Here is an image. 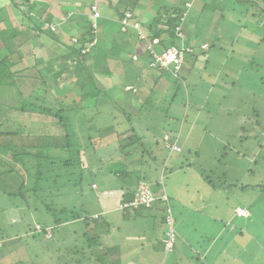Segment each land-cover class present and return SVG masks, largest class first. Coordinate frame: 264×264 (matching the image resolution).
I'll list each match as a JSON object with an SVG mask.
<instances>
[{"label":"rangeland","instance_id":"rangeland-1","mask_svg":"<svg viewBox=\"0 0 264 264\" xmlns=\"http://www.w3.org/2000/svg\"><path fill=\"white\" fill-rule=\"evenodd\" d=\"M42 1L46 0H37ZM116 1L113 0L114 3ZM175 1L177 0H163V5H171ZM159 3V0H138L140 6L135 14L139 17L144 10H149V6ZM192 5L198 7L200 18L189 22L185 37L190 38L195 56L188 60L185 58L183 66H188L183 68L181 82L167 72L160 74L158 70H153V75L160 80L157 85H153L152 94L148 95L144 83L134 89L132 80L141 79L138 70L143 55L132 56L133 62H129L131 56L121 55L120 58L113 51L108 60L98 62V67L89 69V66H93L92 53L85 61L95 86L101 89L97 97L82 99L80 94H84L85 90L77 92L79 86L75 87L76 78H70L64 84L58 95L64 109L75 110L73 117L76 131L82 140V147L86 149L89 170H84L79 182L76 175H71L72 186L67 185L69 183L64 185V177L59 182L64 187L55 195L46 193L43 196L45 203L42 199L36 201L32 198L24 204L20 198L13 199L4 195L14 191V186L0 187V242H10L7 247L14 252L11 260L23 256L29 261L37 259L38 264H46L49 257L53 256L56 262L55 256H64L63 262L68 258L69 264H76L70 258H80L74 253H69L68 256L65 253L74 246L81 248L86 244L87 240H84L82 233L87 232V229L80 221L65 229L55 225L49 227L53 224V216L46 211V205L75 207V210L81 209L80 213L86 217L104 213L100 217V231L106 233L109 230L107 238L108 244L111 240L110 245L128 241L124 250H131L132 245L137 246L143 240L140 235L145 234L144 241L147 242L143 250L131 257V260L139 263L142 260L137 259L142 258L150 264H176L180 260L179 253L191 258L194 253L188 247L195 246V241L201 245L192 248L193 252H202L205 240L221 233L224 225V231L233 230L229 224L231 216L228 214L232 212L233 217L236 215V206H245L251 212L250 219L246 220V237L257 241L250 242L247 251L257 260L258 254L264 250V190L254 188L244 191L241 187H264V0H260L258 4L245 0H194ZM40 9L43 8L37 3L33 13L29 7L26 11L35 18ZM9 11L7 17H14L13 24L16 25L20 17L13 14L12 8ZM40 13L41 11L38 12ZM151 14L152 11L149 10L148 15L143 16L146 18L144 20H150ZM65 20L66 16L59 14L54 18L55 23ZM138 25L132 23L129 28L137 30ZM24 29L23 27L22 30ZM29 39L30 35L26 37L24 33L19 40L24 43ZM34 41L38 43L36 39ZM29 44L19 48L21 54L24 56L32 51L38 55L34 42H31L33 49ZM55 47L53 44L45 50L52 54L56 51ZM139 47L138 51L144 53L145 45L139 44ZM207 48V51L201 52V49ZM4 49L0 48V58L8 55ZM59 51L56 53L59 54ZM84 51L88 52L89 49ZM31 55L28 57L30 60ZM10 57H13L14 62L18 61L16 52ZM122 59L126 61L122 62ZM103 69L113 73L106 74L105 77L111 80L117 91L114 89L109 93L104 87L105 82L100 80L102 76L99 74ZM80 74L86 78L88 76L85 69ZM63 76L68 78L67 73ZM86 78L82 77L83 80L77 81L83 83L85 89L88 88ZM148 79L149 86L152 79ZM119 83H125L120 88L121 91L118 90ZM141 106L144 107L141 113L137 112ZM132 114L135 134L142 139L146 149L142 150L134 145L130 156L121 155L116 147H126L129 142L131 132L128 130L126 116L132 117ZM48 121L49 118L38 122L32 120L29 113L16 112L2 122L1 128H8L9 123H12L15 129L20 126L21 132L33 133L26 141H33L32 137L36 134L59 135L60 129H49ZM242 127L243 131L240 129ZM164 133L174 134L176 137L170 140V136ZM22 137L26 138L25 135ZM153 138L160 148L155 150V146H152L150 149L157 157L155 162L151 160L152 155L143 153L149 149ZM90 141L93 147L89 146ZM175 145L179 151L172 150ZM55 152L61 155L59 150ZM141 154L144 156L143 163L138 161ZM123 157L124 164L120 162ZM118 170L123 171L126 177H115L112 172ZM134 178L146 180L155 196L165 194L169 197L173 227L178 233L177 251L174 253L163 250L169 253L165 254L156 242H150L152 238L160 236L164 228L161 224L165 213L163 204L156 202L152 208L140 212L128 210L131 218L123 220V211L118 208L121 187L128 186ZM208 180L219 189H211L206 184ZM234 183L239 187L235 188ZM36 224L50 230L45 238L51 233L53 238L46 241L43 235L40 238L32 236L36 233ZM105 224L107 227H103ZM30 228L33 234H30ZM35 229L39 230L38 227ZM129 232L132 234L124 238ZM94 238L98 242V233ZM232 240L231 236L229 244L234 246ZM36 242L41 245H35ZM57 247L61 254L55 253ZM3 251L0 252V259L9 255L6 249ZM91 251L86 247L83 253L91 258ZM127 255V252L124 253L125 260ZM200 257L199 264H210L209 258L204 259L203 254ZM106 260L108 257L105 259L103 255L101 264H108ZM82 264L97 263L91 258L89 263L84 260Z\"/></svg>","mask_w":264,"mask_h":264},{"label":"trees","instance_id":"trees-1","mask_svg":"<svg viewBox=\"0 0 264 264\" xmlns=\"http://www.w3.org/2000/svg\"><path fill=\"white\" fill-rule=\"evenodd\" d=\"M151 1L153 2L155 0ZM159 1V4H152L149 6V10L152 11V14L149 15V17H151L150 23H146L148 20L145 21L144 19L146 18H143V16H147L149 10L147 12L144 10L143 15L139 17L135 14V11L140 6L138 0H117L115 3L113 0H46L42 2H37V0H6V6L18 10L23 15L20 16L21 19L19 23L16 25L13 24L14 26H12L9 23V17H7L9 14L7 15L5 7L0 8V18L2 21L0 25V48H5L4 50H6L8 54L6 57L0 58V187L3 186L5 188L7 185L14 186V191L7 195L4 193L5 196L13 199L20 198L24 204L32 200V198L36 201L42 199L43 203H45L43 196H45L46 193L55 195L57 191L61 190L67 183H69L67 185L72 186L70 184L72 181L70 179L71 175H76L78 178L77 182H79L84 170H89V163L86 160V149L82 147V140L76 131V122L73 117L75 110L64 109L61 97L58 95L59 92H62V88L64 84L68 82V79L76 78L75 87L77 85L79 86L77 90L78 93L80 91L82 93L85 90L84 94H80L82 99L92 98V96L97 97L101 89L99 87L97 89L95 86L96 84L90 76L89 69L95 66L98 67L99 61L108 60L111 53L114 51L117 52L114 54L120 58H122L121 55L131 56L129 62H133L132 56L143 55V61L138 70V75L141 79L139 78L137 81V78L132 80L134 81V89L139 88L140 83H144L147 88L146 92L150 95L153 92V85L155 86L159 83L158 80L160 79L155 78L157 81L151 80L148 86V78H153L150 74L148 76L145 71L150 73V71L158 70L160 74L167 72L173 78L177 79V81H182L184 66L181 67L177 74H174L170 69L166 71L154 63V56L146 47L148 44L152 43L154 39H157L158 44L155 45L154 48L158 53L169 47H176L178 49H185L184 56L186 60L195 56V48L191 46L189 42L190 38L187 36L185 37L188 32L187 25L193 20L190 14L195 8V6L192 5L194 0H177L171 5H163V0ZM240 1L244 2V0ZM245 1L252 4H258L260 2V0ZM37 3H39L43 9L38 11H41L40 14L37 12V17L35 16V18H32L31 16L34 15L29 12L27 13L26 10L27 7H29L33 13ZM93 8L95 10H93ZM107 12L109 13L108 15ZM95 13L98 14V17L94 16ZM58 14L60 16H66V20L55 23L54 18L57 17ZM132 23L139 24L137 30L133 27L129 28ZM45 25L46 27L44 28ZM23 27L25 28L24 30H22ZM177 29L182 33L181 37L177 35ZM24 33L26 37L30 35V39L23 43V41L19 39ZM141 35L143 36L142 38ZM31 39L32 41H30ZM34 39H36L38 43H36ZM31 42H34L35 47L38 49V55L30 51L28 53L29 55L25 54L23 56L19 48L29 43V45L32 46ZM53 44L56 45V51H64H59V54L58 52L56 53V51L52 54L49 53V51L47 52L45 49L51 47ZM139 44L145 45L144 53L142 54L138 51L141 47H139ZM31 48L33 49V46ZM186 48L189 51H186ZM209 48H207L206 51ZM86 49H89V51L85 52L84 50ZM14 52H16L18 56V61L16 62H14L13 57L12 59L10 57ZM30 53H32V55ZM90 53L93 54V56L91 55L93 59L91 65L93 66H89V69H87L85 61L89 58ZM30 55L32 56V60L28 58ZM125 61V59H122V62ZM105 68H107V66H105ZM82 69H85L88 75L87 78L83 74L81 76L80 73L83 71ZM64 73L68 74V78L63 76ZM109 73L111 75L112 72L103 69L100 70L99 74L102 76L100 80L105 82L104 87L111 93L116 89V86L111 83V80L106 79L107 77L105 76L106 74L109 75ZM82 77L87 80V89H85L83 83L77 82L78 80H83ZM121 88H123V84ZM142 106L140 109H137V112L139 111L141 113L142 108H144ZM16 112L21 114L29 113L32 120L38 122L45 121L49 118L48 128L53 129V127H55L60 129L61 132H59V135L43 134L38 136L36 134V136L32 137L33 141H26L30 139L29 135L33 133L21 132L20 126H16L15 129V125L12 123H9V126H7L8 128H1L2 122ZM133 116V114L132 117L131 115L126 116V122L129 125L128 130L131 132L128 138V144L125 145L126 147H116L120 154L122 153L121 155L126 154L130 156V152L134 145H137V147L142 150L146 149L145 145L142 143V139L135 134L136 129H134L132 124L135 122ZM240 129L243 131L244 128L242 127ZM86 131L89 132L90 130L86 129ZM164 134L169 135L170 140L176 137L174 134ZM24 135L26 136L25 139L22 137ZM161 142L162 144L165 143L163 140ZM89 146L93 147L91 141ZM152 146H155V150L160 149L158 142H155V138H153L152 143L149 144V149L143 151V153L144 155L146 153L152 155L151 160L155 162L157 157L154 155L155 152L150 151ZM56 150H59L61 155L57 154L55 152ZM165 150L168 151V149ZM8 156L10 158L7 159ZM4 157H6V159ZM138 161L141 163L144 162L143 154H141ZM120 162L122 164L125 163L124 157L121 158ZM117 164H119V162H117ZM112 174L115 177L121 176V179L123 176L124 178L126 177L123 171L120 172L119 170L112 172ZM64 177H66V179ZM67 178H69V180H67ZM63 179H65V184H59ZM141 182L148 184L146 180L134 178L130 182L133 184L129 183L128 186L121 187L122 195L120 206L133 201L137 186ZM206 184L213 190L219 189L218 186H215L209 182V180L206 181ZM233 185H235V188L239 187L236 183ZM134 186L135 190L133 191ZM241 188L244 191L254 190V188L261 191L264 190L263 186H254L251 188L246 186ZM167 198L168 200L163 207L165 213L161 220L164 227L163 236L168 229L164 220L168 216L166 209H169V214L172 218L171 227L175 232L177 241L178 234L173 227L174 218L172 208L169 204V197L167 196ZM19 204L21 205L20 202ZM45 209L48 214L53 216L52 227L55 225L56 227L65 229L71 226L69 222L80 221L85 229H87V232L82 233L84 240H87L86 244L81 248H76L74 246L69 252L65 253L66 256H68L69 253H74L76 257H80L75 259L70 258L71 261H75L76 264H82L84 260L90 262L91 258H88L83 253L86 247L92 250V257H97L95 255L96 250L93 247V243H98L94 237L97 236V233L102 232L100 231V228H102L100 221L101 216L98 217L97 215L95 218L93 215L91 217L83 216L80 213L82 210H75V207H51L46 205ZM120 209L123 210V213L126 212L128 214V210L140 212L150 208L127 207ZM55 213L56 216L54 215ZM35 227H38L39 230L36 231ZM35 227L34 230L37 234H33L31 228L29 229L30 234H33L32 236L40 238V235H43L46 241H50L53 238L52 233L48 238H45L50 230L38 224H36ZM103 227H107V225L105 224ZM88 232H90L91 236ZM230 238H228V240H230ZM92 240L94 241L92 242ZM9 243L10 242L5 241H2V243L0 242V252H4L3 250L6 249L9 254L3 259H0V264H38L37 259L29 261V259L23 256L11 260L13 258L11 254H14V252L10 247H7ZM205 244L207 243L205 242ZM234 244L237 245V242ZM35 245L41 244L36 242ZM200 245L201 244L198 243V245L192 246V248H198ZM162 250H164L163 246ZM189 251L191 252V250ZM55 253L61 254L58 247ZM246 253L248 255L247 262L253 264L251 254L249 252ZM66 256L65 258H67ZM194 256L190 258L189 262L192 264H199L201 257ZM49 258L50 260H47L46 264H60L59 262H61V264H69L68 258L63 262L64 256H55L56 262H54L53 256Z\"/></svg>","mask_w":264,"mask_h":264},{"label":"crops","instance_id":"crops-1","mask_svg":"<svg viewBox=\"0 0 264 264\" xmlns=\"http://www.w3.org/2000/svg\"><path fill=\"white\" fill-rule=\"evenodd\" d=\"M5 4H6V0H0V8L5 7V11L8 14V12H10L9 8H11V7L10 6L8 7ZM17 11L18 10L12 8L13 14H15V15L20 17L22 14L20 12H19V14H16ZM198 13H199L198 12V7H195L191 11V14H190L191 18L193 20L197 21V19L200 18V14H198ZM8 20H9V23L12 26H14L13 25L14 17H13V19H10V17H9ZM18 21H20V20H18ZM146 23H150V20H148ZM16 24H18V23H16ZM204 44H206V42ZM202 51H206V50L201 49V52ZM192 62H193V60H192ZM186 66H188V65L187 64L184 65V68ZM192 66H193V63H192ZM145 73L150 74V76H152V78H153L152 80H154V81L156 80L155 79L156 77L153 75L152 71H150V73H148V72H145ZM112 74L113 73H111V75ZM121 84H123V83H121ZM121 84L119 83V89H118L119 91H121V89H120L121 88ZM124 85L125 84H123V87H124ZM134 190H135V186L133 188V191ZM237 207H242V208H244V209L249 211V209L246 208L245 206L238 205V206H236V208ZM118 208L120 209V203L118 205ZM120 210H122V209H120ZM231 213L229 212L228 216H231L229 224H230V227H232L233 230L232 231H229V230L224 231L225 228H226V225H224L223 230H222L221 233L214 234L212 236L213 238H210V239L206 240L207 244H205L202 252H198V251L197 252L196 251L193 252L192 248L188 247L189 250H191V253H194V255H196V256H200V254H203L204 259H208L209 258V263L210 264H249L250 262H247L248 261V255L246 253V252H248L247 251V247H248L250 242L257 243V241L255 239L250 238V237L248 239L246 237V231H247V229H246V227H247L246 220L250 219L251 212H250V217L246 218V219L238 217L235 214L232 217ZM96 215L97 214H94L93 217L95 218ZM102 215H104V213L98 215V217L99 216L102 217ZM122 216L124 217L123 220H127V219L130 220V218H131V216L128 215L126 212L122 213ZM237 220H239V222H237ZM241 220H243V223H240ZM73 223H75V222H69L70 225H72ZM161 224H162V221H161ZM49 227H52V226H49ZM144 232L147 234V236H149L147 231H144ZM103 233L104 232H99L98 233V244L97 245H93V247L94 246L95 247L98 246V247L95 248V250H96L95 251V255L97 257H92L91 256V258H93L97 264H101V261L103 259V255H104L105 259L108 257V260H106V262L108 264H139V263L140 264H150L148 261H145L146 259H142V258L137 259V260H142V262H139V263L138 262L134 263V261L131 260V257H134V255L136 253H140V251L143 250V248H144V246H145V244L147 242V241H144L146 236H145V234H142L143 231H141L142 235H140V237H143V240H140L139 244L137 246L132 245L133 248L131 250H124L125 245L127 243H129L128 241L123 242L124 241L123 240L119 244L110 245V242H111V240H110L109 244H108V239L109 238H107V237L109 236V230L106 231V233H104V234ZM163 233H164V228H162V233H161L160 236L154 237V238H152L150 240V242H156L161 247V249H162L161 238L163 237ZM131 234L132 233L129 232L128 236H126L124 238H128ZM231 236L233 238V240H232L233 242L232 243L234 244V243L237 242V245L234 244V246H232V245L229 244V242H231V241L228 240V238H230ZM194 241H195V239H194ZM198 243H199L198 241H195L194 244L198 245ZM184 244L186 245V243H184ZM176 245H177V241H176L174 250L169 252V253H174L175 251H177ZM231 246L233 248L232 250H231ZM97 248H98V250H97ZM259 251H260V249H259ZM126 252L128 253L127 260L124 259V253H126ZM256 252H258V250ZM169 253H165V254H169ZM179 255H180V260L178 262H176V264H192L191 262H189L190 258L186 257V254L179 253ZM253 257L254 256H252V258ZM263 260H264V250L261 253L258 254L257 260H255L253 258L252 261H254L253 264H262ZM87 263H89V262H87Z\"/></svg>","mask_w":264,"mask_h":264},{"label":"built area","instance_id":"built-area-1","mask_svg":"<svg viewBox=\"0 0 264 264\" xmlns=\"http://www.w3.org/2000/svg\"><path fill=\"white\" fill-rule=\"evenodd\" d=\"M93 10L95 9L93 8ZM94 16L98 17V14L95 13ZM176 32L179 37L182 36V33L178 29ZM157 44H158V40L154 39L153 42L148 44L146 47V49L148 51H151V53L153 54L154 60H155L154 63L166 71L170 69L172 70L174 74H177L184 64L185 49L169 47L168 49L158 53L155 51V48H154L155 45ZM186 51H189V50L186 48ZM172 150L179 151V148L175 145L174 147H172ZM167 200H168L167 195L162 194L161 196H155L153 193L152 187L146 184L145 182H141L137 186L136 195L133 201L131 203L121 205L120 208H123V209L127 207L151 208L155 205L156 202L163 204V206H165ZM166 211L168 212V216L165 218L164 221L167 224L168 229H167V232L164 234V237L162 238L161 243L165 251L171 252L173 251V248H174V244L176 241V235H175L173 228L171 227L172 218H171V215L169 214L170 210L166 209ZM235 212L238 217L247 218L250 216L249 211L243 208H237Z\"/></svg>","mask_w":264,"mask_h":264},{"label":"clouds","instance_id":"clouds-1","mask_svg":"<svg viewBox=\"0 0 264 264\" xmlns=\"http://www.w3.org/2000/svg\"><path fill=\"white\" fill-rule=\"evenodd\" d=\"M159 204H160V203H159ZM249 213H250V212H249ZM163 237H164V236H163ZM163 237H162V238H163ZM162 238H161V240H162Z\"/></svg>","mask_w":264,"mask_h":264}]
</instances>
